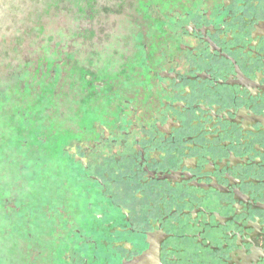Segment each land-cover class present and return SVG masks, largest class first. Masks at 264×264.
I'll use <instances>...</instances> for the list:
<instances>
[{
    "label": "flooded vegetation",
    "instance_id": "af4514ba",
    "mask_svg": "<svg viewBox=\"0 0 264 264\" xmlns=\"http://www.w3.org/2000/svg\"><path fill=\"white\" fill-rule=\"evenodd\" d=\"M125 1L123 33L145 39L114 68L87 66L78 83L74 71L65 133L39 138L52 162L32 174L45 175L36 191L54 199L56 237L31 254L49 252L46 264H264V0ZM130 1H146L145 28ZM61 157L85 183L82 202L52 183Z\"/></svg>",
    "mask_w": 264,
    "mask_h": 264
},
{
    "label": "trees",
    "instance_id": "16d2710c",
    "mask_svg": "<svg viewBox=\"0 0 264 264\" xmlns=\"http://www.w3.org/2000/svg\"><path fill=\"white\" fill-rule=\"evenodd\" d=\"M110 1L113 7V1ZM116 1L117 8L122 6L121 4L118 5L119 0ZM130 3L134 4L131 1ZM99 7L84 9L82 6H78V12L83 13L85 17L83 25L74 30L76 33L74 37L63 46L57 40L55 45L45 41L41 46L43 47L42 49L34 48L39 42L38 36H33L31 38L33 39L32 44L30 45L33 47L24 46L22 48L25 40L21 35L23 28H19V33L17 32L16 34L13 31L12 34L14 35L10 40H7L12 51L9 50L6 53L1 49L4 57L9 53L13 54L12 58L6 57L10 59V63H19L10 66L3 64L2 66V60L0 59V72H6L9 82H13L12 84L6 83L3 88L0 86V169H3V166L4 168L8 167L9 173L15 176L14 180H19L22 177L21 170L25 169L28 172L27 177H25L28 182L27 187L24 188L26 182H23V178L20 182V186H22L20 187V189L22 188L21 194H18V196L12 192V189L8 190L0 186V204H2L0 210L3 212L0 216V228L4 231L2 234L10 233L7 229V223L3 220V217L8 215L7 212L11 213L9 221H11L12 225H16L14 222H17L20 217H24L25 214L36 216L42 213L47 220L51 216L49 209L41 210L38 207H34L32 204L34 201L25 200L23 194L25 192L28 195L34 193L37 182L42 177H45V175L32 174L36 168H42V162L39 163V161L42 160L44 162L45 160V150L40 149L42 142L39 138H47V142L52 143L50 139H53V130L56 128L54 123L57 121L61 125L66 121L65 117L67 116L68 104L72 95L70 86L75 71H72L73 63V68L76 65L81 67L77 68L76 83L83 76L84 66L80 65V55L85 51L83 47L84 41L87 40L86 46L92 47L91 50H86L88 54L95 53L96 48L102 45L101 35H103V32H100L97 28L100 25L98 14L102 11V8ZM110 9L112 8L106 7L104 11L108 13V11H111ZM130 13L131 11L125 14L120 13V10L117 13L114 12L116 23L124 28L119 29V33L123 34L126 30V18L130 16ZM97 30H99V33ZM96 37H98V40H96ZM47 38L52 39L51 36ZM90 38L91 41H88ZM2 43L3 40L0 42V46ZM24 49L29 51H27L29 55L26 54L28 56L26 58L24 56L23 58L21 57ZM30 49L32 50L30 51ZM60 50L61 52H59ZM58 53H63L65 56L58 57ZM55 54L57 59H54ZM2 121L3 123L1 124ZM45 169L46 166L44 167ZM43 174H46V172ZM32 176L33 178L30 179ZM44 194L47 193L40 192L41 196ZM50 195L51 193L45 195L42 201L45 203L50 202ZM5 200L10 201L12 207L6 209ZM37 202H41V200ZM43 209L45 208L43 207ZM13 213L17 215V218H14L15 220L12 218ZM15 234L17 235V233ZM27 237L28 234L24 236L25 240Z\"/></svg>",
    "mask_w": 264,
    "mask_h": 264
},
{
    "label": "rangeland",
    "instance_id": "374dc122",
    "mask_svg": "<svg viewBox=\"0 0 264 264\" xmlns=\"http://www.w3.org/2000/svg\"><path fill=\"white\" fill-rule=\"evenodd\" d=\"M112 1L114 4L113 7L110 0H0V42H2L3 40V43L0 46V59L2 60L1 61L2 66L3 64L5 66L8 65L10 66L19 63V62L10 63V59L6 58L7 56L12 58L13 57L12 53H9L5 57L1 53L2 52L1 49H3L5 52L12 49L7 43V40H10V38L14 35L12 34L13 31H15V33L17 34V32L19 33L18 31L19 28H23L21 35L25 40V44L22 45V48H24V46H28V48L33 47L30 46L32 44L33 39L31 38L33 36H38V42H39L34 46V48L36 47L42 49L43 47L41 46L44 44L45 41H48L51 45L52 44L55 45V41L57 40L60 42V45L63 46L67 42H69L71 38L74 37V35L76 34L74 30H76V28H78L80 25H83V19H85V17L83 13L78 12L79 11L78 6H82L84 9L86 8L93 9L95 6L96 7L100 6L99 8H102V11L99 12L98 14L100 25L97 28L100 30V32H103V35H101L102 37L99 36L102 38L101 41L102 45L96 48L95 53L88 54L87 51L91 50L92 47L86 46L87 40H85L84 43L81 40V42L84 45L83 47L85 51H83L82 55H80V60H81L80 65L84 66V69L87 66H90L93 68V70L95 69L98 71H104L105 69H108L110 67L114 68V66H116L117 55L120 56L119 58H122L121 54L127 51L130 52L135 46L136 42L140 43L143 39H145V37L142 38V40H140L141 38H139V36H136V34H134L133 28H131V30L126 34L119 33L118 30L124 28L121 27L120 24L116 23L114 12L117 13L119 12V10L116 7V3H115L117 1L116 0L115 1L112 0ZM119 2L120 3L122 2L123 5L128 4V2H126L125 0H119ZM146 5H147L146 1L145 2L139 1V3L137 4L130 5L131 8H134L136 10V17L139 23L141 24L142 28L146 27L145 21L148 23L147 21L148 17L145 16ZM106 7L112 8L110 9L111 11H108V13H106L104 11V8ZM150 27L152 29L151 22H150V26L145 30L147 31ZM99 30H97L98 33ZM48 36H51L52 39L47 38ZM97 38L98 37H96V40H98ZM88 41H91V38L88 39ZM31 50L32 49H30V51ZM27 51L26 49L23 50L21 56L22 58L23 56L24 58L28 57L27 55H29V53H27ZM59 52H61V50ZM59 56H65V55H63V53L62 54L58 53V57ZM54 59H57L56 54ZM112 64H114V66ZM59 66H61V64H59ZM73 66H72V71L75 70V77H76L77 68H81V67L76 65V67L73 68ZM6 83L12 84L13 82L11 81L10 83L8 80L7 73L1 71L0 86L3 88ZM77 98L80 99L79 95H77ZM2 123L3 121L1 122V124ZM54 124L56 128L53 130L54 131L53 137L56 138L59 134L65 133V128L63 125L64 124L68 125L69 121H64V124L61 125L56 121ZM79 124H83V121H81V123ZM75 129L76 128H72V130ZM68 141L69 139L68 136L66 135L61 140H59V142H57L56 145L57 154L59 148L61 146L66 145ZM52 149L54 151V147H52ZM47 162L51 163L52 160L50 158H46L44 160V163ZM58 169L59 172L61 173L59 175L58 182L60 183V185H64L65 187L61 188L60 185L53 180L52 183L60 190L62 189L61 191L64 192V196L69 197L70 194L68 192H70L71 195L73 196V200H79L81 202L84 201L85 195L83 188L85 186V183H83L84 181L81 182V180L78 177H76L77 176L76 173L78 172L77 168L72 166L71 161L67 157H61ZM27 173L28 172H26L25 170H21L22 177L19 180H14L15 176L9 173V168L8 167L4 168L3 166V169H0V183H2V185L0 186L3 188H7L8 190L12 189V192L17 194L16 196H18V194H21L20 191L22 190V188L20 189V187H22L20 186V182L27 175ZM31 178H33V176L30 177V179ZM23 180L26 181V183L24 184V188H26L28 182L27 180H25V178ZM38 186H40L42 189L44 187L41 186L39 183H37L35 187L38 188ZM63 188H65L68 192L64 191ZM33 192L34 193H32L31 195L30 194L28 195L25 192L23 195H28V197L25 200L29 199L31 201H34L32 203L34 207H38L40 209L41 208L43 209V207L49 208L50 210L49 214L53 215L54 212L52 206L54 203V199L52 200L51 198L50 203L48 204H46L42 200L41 203H39L37 201L41 197L40 192L36 190ZM67 199H70L72 201L71 198H67ZM5 201H6V206H5L6 209L12 207L10 201L9 202L8 200ZM60 202L57 203L56 205L59 206ZM1 205L2 204H0V208ZM1 213L3 212L0 210V216L2 215ZM7 213L8 215H5V217H3V220L5 221V223H7L8 225L7 229L8 231H10V233L2 234V232L4 231L2 230V228H0V264H29L32 258L36 260L35 262L36 264H40V262L46 264L47 259L50 257L49 252L46 254L47 258L45 260L44 258L40 260L39 256L37 255L38 251L37 254L35 252L31 254V250L41 249L42 251H45V250H52L54 248L53 241L56 236H53L52 223L50 221H47V219L43 217L42 213H39V215L36 216L23 214L24 217H20V219H18L17 222H14L16 223V225H12L11 221H9V217L11 216V213L10 212ZM12 218L16 219L17 215L13 213ZM24 218H31V222L29 223V225L24 224L25 222ZM15 233H17V235ZM26 234L32 235V238L30 239V243H28L27 240H25L24 238ZM31 244L33 245L31 246ZM43 255L45 256V253H43Z\"/></svg>",
    "mask_w": 264,
    "mask_h": 264
}]
</instances>
